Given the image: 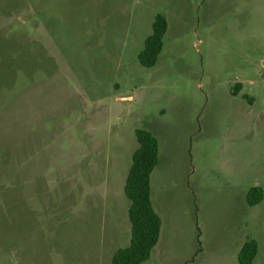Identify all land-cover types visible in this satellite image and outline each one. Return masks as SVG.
<instances>
[{
	"label": "rangeland",
	"instance_id": "rangeland-1",
	"mask_svg": "<svg viewBox=\"0 0 264 264\" xmlns=\"http://www.w3.org/2000/svg\"><path fill=\"white\" fill-rule=\"evenodd\" d=\"M0 30V264H109L128 246L136 129L159 144L162 220L141 264H238L248 241L264 264V0H0Z\"/></svg>",
	"mask_w": 264,
	"mask_h": 264
},
{
	"label": "trees",
	"instance_id": "trees-1",
	"mask_svg": "<svg viewBox=\"0 0 264 264\" xmlns=\"http://www.w3.org/2000/svg\"><path fill=\"white\" fill-rule=\"evenodd\" d=\"M166 30V18L157 14L152 22L151 33L144 39L143 48L138 54L140 66L149 68L155 65ZM134 136L136 148L131 155V164L123 188L128 202L129 244L117 249L111 256L109 264L146 262L158 242L161 230V218L155 212L150 197V175L158 163L159 144L153 135L142 129H136ZM262 197V190L259 187H252L246 193V204L256 205ZM198 251L199 249L195 253ZM256 252L257 247L253 241L245 242L237 256L238 264H251Z\"/></svg>",
	"mask_w": 264,
	"mask_h": 264
},
{
	"label": "crops",
	"instance_id": "crops-1",
	"mask_svg": "<svg viewBox=\"0 0 264 264\" xmlns=\"http://www.w3.org/2000/svg\"><path fill=\"white\" fill-rule=\"evenodd\" d=\"M152 172H153V171H152ZM151 174H152V173H151ZM150 177H151V175H150ZM150 197H151V185H150ZM151 203H152V200H151ZM152 206H153V203H152ZM153 208H154V206H153ZM154 210H155V208H154ZM155 212H156V210H155ZM156 213H157V212H156ZM157 214H158V213H157ZM159 217H160V216H159ZM161 225H162V220H161ZM129 230H130V228H129ZM160 231H161V230H160ZM158 240H159V239H158ZM157 243H158V242H157ZM156 245H157V244H156ZM156 245H155V246H156ZM154 248H155V247H154ZM154 248H153V249H154ZM153 249H152V250H153ZM151 252H152V251H151ZM150 256H151V255H150Z\"/></svg>",
	"mask_w": 264,
	"mask_h": 264
}]
</instances>
